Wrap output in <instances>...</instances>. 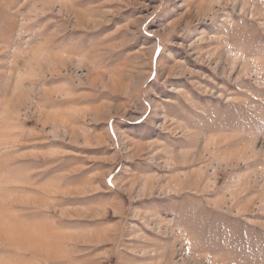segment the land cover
I'll use <instances>...</instances> for the list:
<instances>
[{"label": "rangeland", "instance_id": "rangeland-1", "mask_svg": "<svg viewBox=\"0 0 264 264\" xmlns=\"http://www.w3.org/2000/svg\"><path fill=\"white\" fill-rule=\"evenodd\" d=\"M0 264H264V0H0Z\"/></svg>", "mask_w": 264, "mask_h": 264}]
</instances>
